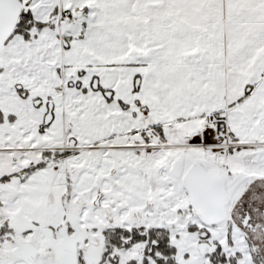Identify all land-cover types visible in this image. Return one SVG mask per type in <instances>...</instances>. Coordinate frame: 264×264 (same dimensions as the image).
Segmentation results:
<instances>
[{
  "label": "snow or ice",
  "instance_id": "obj_1",
  "mask_svg": "<svg viewBox=\"0 0 264 264\" xmlns=\"http://www.w3.org/2000/svg\"><path fill=\"white\" fill-rule=\"evenodd\" d=\"M0 264H264V0H0Z\"/></svg>",
  "mask_w": 264,
  "mask_h": 264
}]
</instances>
